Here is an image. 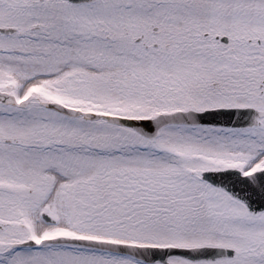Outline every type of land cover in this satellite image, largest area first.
Returning <instances> with one entry per match:
<instances>
[{
    "label": "snow or ice",
    "instance_id": "snow-or-ice-1",
    "mask_svg": "<svg viewBox=\"0 0 264 264\" xmlns=\"http://www.w3.org/2000/svg\"><path fill=\"white\" fill-rule=\"evenodd\" d=\"M0 264H264V0H0Z\"/></svg>",
    "mask_w": 264,
    "mask_h": 264
}]
</instances>
